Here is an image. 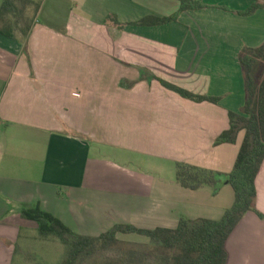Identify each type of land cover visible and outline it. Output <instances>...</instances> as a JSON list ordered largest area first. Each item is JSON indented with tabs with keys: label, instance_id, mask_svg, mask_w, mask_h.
<instances>
[{
	"label": "crops",
	"instance_id": "crops-1",
	"mask_svg": "<svg viewBox=\"0 0 264 264\" xmlns=\"http://www.w3.org/2000/svg\"><path fill=\"white\" fill-rule=\"evenodd\" d=\"M11 1L0 18V264H14L22 234L38 230L23 205L93 237L117 224L221 219L232 185L185 188L176 164L233 169L245 130L235 143L215 140L245 103L241 50L264 43V7L239 11L264 0H198L207 6L156 25L136 22L181 1ZM160 79L220 100L184 98ZM256 188L264 214V162ZM226 250L227 264H264V218L247 212Z\"/></svg>",
	"mask_w": 264,
	"mask_h": 264
},
{
	"label": "trees",
	"instance_id": "trees-1",
	"mask_svg": "<svg viewBox=\"0 0 264 264\" xmlns=\"http://www.w3.org/2000/svg\"><path fill=\"white\" fill-rule=\"evenodd\" d=\"M177 12L163 17H146L138 22L141 25L164 24L177 20L185 10H197L207 5L198 0H180ZM264 3L255 2L242 15H251ZM11 0H4L0 18L13 12ZM5 33V32H4ZM13 36L11 33H6ZM244 75L245 103L240 113L230 111V127L222 132L215 144L235 143L240 131L245 136L233 169L222 173L185 162L176 164V179L185 188L196 190L212 188L217 193L224 184L232 185L235 199L219 220L182 217L176 228H139L130 224H117L107 232L93 237L74 232L51 213L39 205H23L21 214L38 223V232L44 237L55 235L68 246V254L59 264H82L99 251L115 246L122 248L116 258L94 261L90 264H227L226 241L237 224L249 211L260 217L264 214L256 207V178L264 162V43L257 47L245 46L239 55ZM162 84L182 97L197 102L218 103L220 98L197 94L185 88L160 79ZM227 180V182H226ZM118 233H137L150 239L148 244L122 241Z\"/></svg>",
	"mask_w": 264,
	"mask_h": 264
},
{
	"label": "rangeland",
	"instance_id": "rangeland-1",
	"mask_svg": "<svg viewBox=\"0 0 264 264\" xmlns=\"http://www.w3.org/2000/svg\"><path fill=\"white\" fill-rule=\"evenodd\" d=\"M33 226V223L30 225ZM38 224L35 222L34 227ZM22 234L19 249L14 264H59L68 254V246L65 245L55 235L44 237L39 234L37 229ZM122 254V248L115 246L113 248L99 251L92 258L83 261L82 264H90L94 261H104V259L116 258Z\"/></svg>",
	"mask_w": 264,
	"mask_h": 264
},
{
	"label": "water",
	"instance_id": "water-1",
	"mask_svg": "<svg viewBox=\"0 0 264 264\" xmlns=\"http://www.w3.org/2000/svg\"><path fill=\"white\" fill-rule=\"evenodd\" d=\"M226 182H227V180H226Z\"/></svg>",
	"mask_w": 264,
	"mask_h": 264
}]
</instances>
